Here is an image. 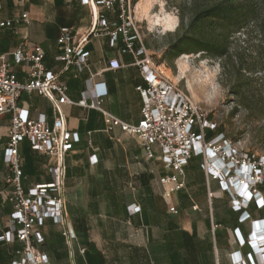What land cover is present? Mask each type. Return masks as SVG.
Segmentation results:
<instances>
[{
  "label": "crops",
  "instance_id": "obj_1",
  "mask_svg": "<svg viewBox=\"0 0 264 264\" xmlns=\"http://www.w3.org/2000/svg\"><path fill=\"white\" fill-rule=\"evenodd\" d=\"M22 13L27 14V22L21 20L1 31L0 53H11L18 47L27 51L41 47L43 65L65 82L70 100L77 102L84 97L89 102L95 94L93 85L101 83L106 91L101 97V108L124 122L139 121L141 98L137 87L144 83L134 56L121 52L124 44L119 33L115 37L102 30L89 34L92 26H98L100 15L110 25V31L114 30L119 24L117 4L113 11H108L96 0H0V19L20 18ZM62 28L71 30L74 45L87 36L84 44L89 52L87 69L78 71L71 66L66 70L64 63L56 59L61 54L57 38ZM139 29L142 44L154 61L155 52L145 45ZM139 45L136 40L134 48ZM111 60H118L122 66L109 69ZM12 67L17 79L25 81L27 66L19 63ZM20 104L31 118L43 115L49 123L53 121L51 103L37 93L23 95ZM61 112L67 129L80 137L65 156L63 192L75 238L68 242L61 227L48 220L41 228L44 241L40 249L47 253L49 264H88L86 254L90 252L98 254L100 264H253L255 257L253 260L249 257L247 241L253 234L252 221L264 218V207L257 208L251 202L246 207L250 219H239L241 213L232 209L228 191L217 180L206 179L199 169L186 173L185 189L175 192L168 201L159 182L168 171L162 166L157 148L154 159L146 161L139 140L117 127L106 132L98 110L64 104ZM7 132L8 123L3 120L0 189L7 173L3 159ZM88 138L91 147L87 145ZM33 153L37 158L43 156ZM92 154L96 162L90 159ZM43 157L45 162H38L40 170L29 182L28 174L23 173L24 187L52 181L49 169L55 159ZM258 189L264 200V185ZM208 190L214 194L211 199ZM77 196L83 198L82 203L75 202ZM170 202L176 205L177 213L168 211ZM130 205L139 206V211L130 213ZM194 205L196 209L192 208ZM11 211V206L2 205L0 198V234L6 230ZM56 235L59 244L53 251L47 250L48 240H55ZM19 246V242H0V264H10ZM81 248L83 253L79 251Z\"/></svg>",
  "mask_w": 264,
  "mask_h": 264
},
{
  "label": "built area",
  "instance_id": "obj_2",
  "mask_svg": "<svg viewBox=\"0 0 264 264\" xmlns=\"http://www.w3.org/2000/svg\"><path fill=\"white\" fill-rule=\"evenodd\" d=\"M96 3L108 11H113L117 4L119 24L115 25L114 30L110 31V25L100 15L98 26H92L89 34L98 30L112 37L121 34L124 44L121 52H130L134 56V64L139 68L144 83L137 87L141 98L140 119L137 123H127L103 110L101 97L106 91L101 88V83L93 85L95 94L89 102L84 97L77 102L70 100L65 82L59 81L58 75L43 65L44 52L41 47L37 46L33 51L18 47L11 53H0V127L3 120L8 123L3 155L7 173L4 187L0 189V198L2 205L9 204L12 208L6 230L0 234V242L20 244L14 250L15 258L10 264L50 263L47 253L40 249L44 241L41 228L48 220L61 227V233L68 242L75 238L63 192L65 156L80 141V137L65 125L61 112L64 104L98 110L102 114L106 132L117 127L139 140L146 161L154 159L157 148L162 166L168 171L159 178L166 200L170 201L175 192L185 189V167L192 157H199L206 179L217 180L220 187L228 191L232 209L241 213L239 219H250L246 207L251 202L257 208L264 207L258 189L264 185V157L254 158L242 152L224 133L217 132L216 124L208 119L207 113L163 72L161 64L152 60L142 44L130 0H96ZM21 20L28 21L26 13L16 19H0V33ZM136 40L140 43L138 49L134 48ZM86 41L87 36L74 45L71 30H60L57 44L61 54L56 59L64 63V69L71 66L78 71L88 68L89 52L84 49ZM19 63L28 68L23 82L17 79L12 67ZM121 66L118 60L109 62V69H119ZM91 79L92 75L89 77ZM33 92L51 103L54 116L51 123L43 115L31 118L28 110L20 104L23 95ZM24 140L33 151L55 159V164L49 169L51 182L24 187L23 157L20 154V145ZM87 145H92L90 138ZM90 159L96 162L94 154L90 155ZM213 196V192L208 190V198ZM192 208L197 207L194 205ZM139 209V206H128L130 213H136ZM168 211L175 214L178 209L170 202ZM252 223L254 230L247 241L251 250L248 255L252 260L255 257L253 264H264V218ZM79 251L83 253L84 249Z\"/></svg>",
  "mask_w": 264,
  "mask_h": 264
},
{
  "label": "rangeland",
  "instance_id": "obj_3",
  "mask_svg": "<svg viewBox=\"0 0 264 264\" xmlns=\"http://www.w3.org/2000/svg\"><path fill=\"white\" fill-rule=\"evenodd\" d=\"M204 1L137 0L131 3V11L144 34L145 45L155 52L154 62L163 64V72L207 113L217 132L224 133L242 152L254 158L264 157V36L256 27L251 25L232 36L229 51L234 63L227 69H223L220 59L201 52L184 53L160 63L162 53L178 31L179 16L187 22ZM237 67L245 69L237 72ZM25 144L24 140L21 150ZM38 162L44 163L45 158L40 156ZM28 176L27 182L33 178ZM82 199L77 196L75 202L82 203ZM200 205L205 206L204 201Z\"/></svg>",
  "mask_w": 264,
  "mask_h": 264
},
{
  "label": "trees",
  "instance_id": "obj_4",
  "mask_svg": "<svg viewBox=\"0 0 264 264\" xmlns=\"http://www.w3.org/2000/svg\"><path fill=\"white\" fill-rule=\"evenodd\" d=\"M135 2L137 0H131L132 4ZM251 25L264 36V0H205L194 9L187 22L184 16H179L178 31L162 53L160 63L172 61L184 53L201 52L220 59L223 69H227L234 63L229 51L232 36ZM241 69L245 68L237 67L236 71ZM234 78L239 79L236 73ZM21 154L24 159L23 173L36 174L40 166L28 142ZM191 169L201 170L199 157L189 160L185 173ZM59 242V236L56 235L55 240H48L46 249L53 251ZM97 255L94 252L87 253L86 262L100 264Z\"/></svg>",
  "mask_w": 264,
  "mask_h": 264
},
{
  "label": "bare ground",
  "instance_id": "obj_5",
  "mask_svg": "<svg viewBox=\"0 0 264 264\" xmlns=\"http://www.w3.org/2000/svg\"><path fill=\"white\" fill-rule=\"evenodd\" d=\"M162 65H160V68H161ZM167 72V70H165ZM167 74V73H166ZM191 89V88H190ZM192 91V90H191ZM193 92V91H192ZM194 94V93H193Z\"/></svg>",
  "mask_w": 264,
  "mask_h": 264
}]
</instances>
